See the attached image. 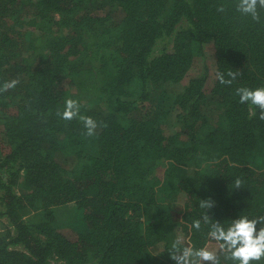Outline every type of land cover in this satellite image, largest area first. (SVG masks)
<instances>
[{
  "label": "trees",
  "instance_id": "trees-1",
  "mask_svg": "<svg viewBox=\"0 0 264 264\" xmlns=\"http://www.w3.org/2000/svg\"><path fill=\"white\" fill-rule=\"evenodd\" d=\"M236 2L0 0V264H226L191 224L203 199L264 217V119L236 93L264 86V9Z\"/></svg>",
  "mask_w": 264,
  "mask_h": 264
},
{
  "label": "clouds",
  "instance_id": "clouds-1",
  "mask_svg": "<svg viewBox=\"0 0 264 264\" xmlns=\"http://www.w3.org/2000/svg\"><path fill=\"white\" fill-rule=\"evenodd\" d=\"M235 7L240 14L258 21L260 20V10L264 9V0H237ZM227 76L230 79H226L223 72L216 73V78L221 84H230L236 74L229 72ZM17 83L18 81L15 79L5 82L3 89L12 88ZM236 93L241 104L255 106V109H259L258 118L264 119V86H243L237 88ZM58 115L64 120L79 117L87 135H92L97 127V122L92 117L80 114V103L76 99H65L63 110L58 112ZM235 184L239 186L240 180L237 179ZM213 203L211 199L199 200L200 218L193 219L191 227L199 230L201 221L207 225V235L218 243L226 264H264V227H262L264 217L249 218L242 214L227 220V223L211 220L206 213L213 207ZM176 249L177 244L174 243L172 255L176 264H187V258L191 255L212 261V264H221L220 257L216 252L204 248L196 250L185 248L177 255Z\"/></svg>",
  "mask_w": 264,
  "mask_h": 264
},
{
  "label": "rangeland",
  "instance_id": "rangeland-1",
  "mask_svg": "<svg viewBox=\"0 0 264 264\" xmlns=\"http://www.w3.org/2000/svg\"><path fill=\"white\" fill-rule=\"evenodd\" d=\"M205 54H204V56H205V59L209 62L210 61V50L208 49V48H206L205 50ZM201 68H200V63H196L195 64V66L193 67V69L188 73V75H194V74H196L199 70H200ZM174 88H172V90H173ZM1 128V127H0ZM1 130V129H0ZM31 216V214H29V215H26L25 216V218H27V217H30ZM206 250H208V251H215V248L213 247V246H209V247H207L206 248Z\"/></svg>",
  "mask_w": 264,
  "mask_h": 264
}]
</instances>
